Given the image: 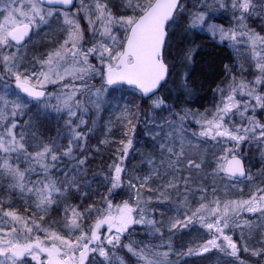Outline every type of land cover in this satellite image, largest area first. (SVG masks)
<instances>
[{"label": "snow or ice", "instance_id": "snow-or-ice-1", "mask_svg": "<svg viewBox=\"0 0 264 264\" xmlns=\"http://www.w3.org/2000/svg\"><path fill=\"white\" fill-rule=\"evenodd\" d=\"M0 264H264V0H0Z\"/></svg>", "mask_w": 264, "mask_h": 264}, {"label": "trees", "instance_id": "trees-1", "mask_svg": "<svg viewBox=\"0 0 264 264\" xmlns=\"http://www.w3.org/2000/svg\"><path fill=\"white\" fill-rule=\"evenodd\" d=\"M212 50H213L212 46H211V44H209L207 49H206V51L207 52H211ZM227 55H232L229 50H223V51H219L218 52V56L219 57H224V56H227ZM225 62L227 63L228 61L225 60ZM201 67L204 69L205 72H211L212 71L211 69H208L206 65H202ZM197 75L200 78H203L202 74L200 73V69L199 68H198V71H197ZM210 82H211V77L209 76L208 80L204 84L203 90H201L198 93V97H202V98H198L196 104L194 105L195 107H200L201 105H203L204 107H210L211 106V104H212V94L209 91ZM212 87H214V85H212ZM201 110H203V108H201ZM95 142L96 141H93V143H95ZM106 156H107V151L105 152V157ZM100 163H101L100 159L97 158L95 165H93V167L95 168L96 171L100 170V167H99Z\"/></svg>", "mask_w": 264, "mask_h": 264}, {"label": "rangeland", "instance_id": "rangeland-1", "mask_svg": "<svg viewBox=\"0 0 264 264\" xmlns=\"http://www.w3.org/2000/svg\"><path fill=\"white\" fill-rule=\"evenodd\" d=\"M230 51V50H229ZM231 52V51H230ZM232 54V53H231ZM211 107V106H210ZM105 119H107V114H105ZM97 135H100V138H103V136L100 133H97ZM136 161H132V163H135ZM185 240L191 239V237H184Z\"/></svg>", "mask_w": 264, "mask_h": 264}]
</instances>
